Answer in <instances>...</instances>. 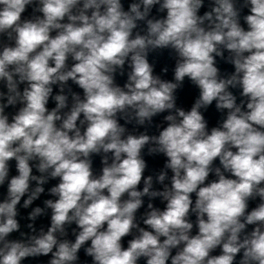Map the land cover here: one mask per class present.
<instances>
[{"label":"clouds","instance_id":"9594fccd","mask_svg":"<svg viewBox=\"0 0 264 264\" xmlns=\"http://www.w3.org/2000/svg\"><path fill=\"white\" fill-rule=\"evenodd\" d=\"M0 264H264V0H0Z\"/></svg>","mask_w":264,"mask_h":264}]
</instances>
